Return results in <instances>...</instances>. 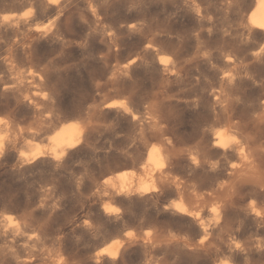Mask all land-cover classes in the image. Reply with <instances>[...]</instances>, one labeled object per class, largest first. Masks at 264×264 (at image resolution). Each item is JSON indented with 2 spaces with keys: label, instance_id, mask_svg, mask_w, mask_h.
Returning <instances> with one entry per match:
<instances>
[{
  "label": "rangeland",
  "instance_id": "1",
  "mask_svg": "<svg viewBox=\"0 0 264 264\" xmlns=\"http://www.w3.org/2000/svg\"><path fill=\"white\" fill-rule=\"evenodd\" d=\"M184 4L0 0V118L8 123L0 135V237L4 232L9 239L7 228L16 226L34 240L0 242V264L230 262L216 258L214 247L197 249L194 225L170 206L180 200L176 182L190 195L202 184L206 159L189 166L197 148L186 141L212 111L213 93L235 88L240 103H257L264 96V64L247 68L248 74L243 69L254 38L241 42L242 55L220 32L197 41ZM228 55L237 60L230 66ZM224 74L235 83L221 84ZM74 124L82 126L81 142L61 159L20 160L31 147L46 152L48 137ZM255 139L264 149V135ZM155 144L171 151L167 180L146 178L156 191L144 198L117 196L130 183L120 177L131 171L138 174L134 183L143 177L140 167ZM259 199L252 200L263 210ZM206 221L212 224L213 215ZM258 239L263 244L238 237L231 263L264 264V236ZM110 246L116 258L96 259Z\"/></svg>",
  "mask_w": 264,
  "mask_h": 264
},
{
  "label": "bare ground",
  "instance_id": "2",
  "mask_svg": "<svg viewBox=\"0 0 264 264\" xmlns=\"http://www.w3.org/2000/svg\"><path fill=\"white\" fill-rule=\"evenodd\" d=\"M46 1L49 5H56L60 0ZM178 1L185 3L184 7L194 16V32H196L194 38L197 41L203 34L212 38L215 33L220 32L223 38L226 37L233 45L237 44V52L242 55L244 51L241 42L254 38L257 42L252 46L251 53L243 55V63H246L243 69L247 73L249 71L247 68L264 64V0ZM202 5L203 8L200 7ZM238 53L235 55L239 56ZM231 55L226 56L225 60L229 66L237 61L234 60L236 56L232 57ZM133 61L125 64L124 69L127 70ZM161 64L163 65V63ZM221 77V84L231 78L233 81L230 74H224ZM234 89L227 93L223 90L213 93L212 111L198 119L194 137L186 141H193L197 148V157L189 161V166L191 164L192 167L197 166L201 160L206 159L200 167L204 173V177L201 179L202 184L198 190L193 191L194 194L191 193L194 195L192 196L187 194L184 188L179 187V182H176L174 193L180 197V200L170 206L173 215L176 214L194 225L198 237L197 249L208 250L210 248L211 250L214 247L213 252H215L216 258L228 256L230 262L220 264H232L231 262L235 261V255H237L235 244H237L238 237L244 238L245 244H263L258 237L264 236V209L261 210L252 200L253 198H262L261 202L264 203V149L255 139L264 135V96L258 99L257 103L246 106L240 103L238 98H235L239 92ZM119 103L121 102L119 101ZM114 104L111 103L107 107H112ZM154 118H150L151 124L156 125V118ZM151 124L149 123V126L153 127L154 125ZM81 129L82 126L78 124L58 129L48 137L46 152L31 147L28 154L24 152L19 158L22 162L33 161L41 157H49L53 161L59 160L69 150L71 151L80 144ZM4 131H8V123L5 119L0 118V135ZM167 146L166 144L151 146L140 167L139 173L144 178L138 176L137 182L134 183L135 181L132 180L138 174L136 175L132 171L127 173L120 177V180L124 183L129 179L130 183L125 188V185L121 186L120 191L115 194L124 197L144 198L155 192V187L149 184L146 178H150V181L151 179L159 180L161 183L167 180L168 171H170L169 161V166H171L169 159L171 151L169 152ZM201 188H209L211 191L205 193ZM124 197H122V201H124ZM212 215L214 222L209 224L206 219ZM7 229V232L9 231L7 236L11 239H6V234L3 232L0 242L4 244H33L34 240L31 235L25 236L20 233L22 232L19 230L20 228L9 226ZM115 249L111 246L104 247L98 252L96 259L102 256L108 257V259L116 258L118 252Z\"/></svg>",
  "mask_w": 264,
  "mask_h": 264
},
{
  "label": "snow or ice",
  "instance_id": "3",
  "mask_svg": "<svg viewBox=\"0 0 264 264\" xmlns=\"http://www.w3.org/2000/svg\"><path fill=\"white\" fill-rule=\"evenodd\" d=\"M111 211H114V210H111Z\"/></svg>",
  "mask_w": 264,
  "mask_h": 264
}]
</instances>
